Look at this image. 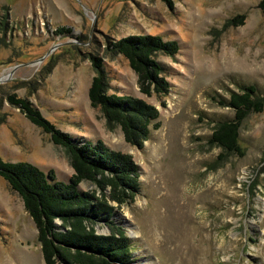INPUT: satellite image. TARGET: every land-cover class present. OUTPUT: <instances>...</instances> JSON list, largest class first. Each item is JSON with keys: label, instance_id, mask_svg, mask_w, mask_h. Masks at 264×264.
Returning <instances> with one entry per match:
<instances>
[{"label": "rangeland", "instance_id": "obj_1", "mask_svg": "<svg viewBox=\"0 0 264 264\" xmlns=\"http://www.w3.org/2000/svg\"><path fill=\"white\" fill-rule=\"evenodd\" d=\"M260 2L0 0V155L53 170L62 181L74 174L66 149L8 101L10 94L26 97L74 141H101L139 165V194L114 215L135 264H264V110L243 121L244 155L209 143L214 128L235 115L221 104L232 91L254 84L264 94ZM240 15L245 21L237 25ZM62 27L69 31L59 33ZM144 34L180 44L174 56L158 55L168 94L143 93L124 55L104 56L109 94L138 97L160 111L138 148L91 105L89 53ZM0 264H46L36 225L2 176Z\"/></svg>", "mask_w": 264, "mask_h": 264}, {"label": "trees", "instance_id": "obj_2", "mask_svg": "<svg viewBox=\"0 0 264 264\" xmlns=\"http://www.w3.org/2000/svg\"><path fill=\"white\" fill-rule=\"evenodd\" d=\"M163 1L172 5V0ZM259 7L264 14V0ZM244 21V15L235 18L237 25ZM62 31L69 28L62 27L59 33ZM179 51L180 44L176 40L144 34L108 40L103 54L89 53L96 72L89 89L91 105L101 110L109 126H121L128 144L144 147L160 111L141 98L109 94L104 56L124 55L137 73L143 93L166 95L171 84L158 55L174 56ZM8 101L50 134L54 143L66 149L74 169L70 179L62 181L53 170L46 172L29 162L7 161L0 155V176L22 197L37 227L45 263L135 264L131 240L114 219L116 208L133 201L139 194L140 168L133 156L110 149L101 141L97 144L74 141L26 97L10 94ZM221 104L231 107L235 115L214 128L209 143L242 156L241 126L251 112L264 110V94L259 93L254 84L243 85ZM154 126L158 128L159 124ZM83 181H90L95 188L81 190ZM101 225L109 228L110 234L99 233Z\"/></svg>", "mask_w": 264, "mask_h": 264}, {"label": "water", "instance_id": "obj_3", "mask_svg": "<svg viewBox=\"0 0 264 264\" xmlns=\"http://www.w3.org/2000/svg\"><path fill=\"white\" fill-rule=\"evenodd\" d=\"M58 46H59V45H58ZM58 46L54 47L53 49L57 48ZM53 49H52V50H53ZM52 50H51V51H52ZM51 51H50V52H51ZM50 52H49V53H50ZM49 53H47V55H49ZM42 59H43V58H42ZM30 63H32V62H30ZM27 64H29V63H27ZM15 68H16V67H15Z\"/></svg>", "mask_w": 264, "mask_h": 264}, {"label": "bare ground", "instance_id": "obj_4", "mask_svg": "<svg viewBox=\"0 0 264 264\" xmlns=\"http://www.w3.org/2000/svg\"><path fill=\"white\" fill-rule=\"evenodd\" d=\"M180 210V209H179ZM172 218V217H171Z\"/></svg>", "mask_w": 264, "mask_h": 264}]
</instances>
